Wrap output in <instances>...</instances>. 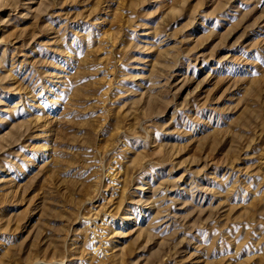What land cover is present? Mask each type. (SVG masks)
<instances>
[{"label":"rangeland","instance_id":"374dc122","mask_svg":"<svg viewBox=\"0 0 264 264\" xmlns=\"http://www.w3.org/2000/svg\"><path fill=\"white\" fill-rule=\"evenodd\" d=\"M0 264H264V0H0Z\"/></svg>","mask_w":264,"mask_h":264}]
</instances>
